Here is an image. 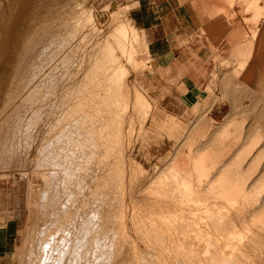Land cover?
<instances>
[{"label": "bare ground", "instance_id": "obj_1", "mask_svg": "<svg viewBox=\"0 0 264 264\" xmlns=\"http://www.w3.org/2000/svg\"><path fill=\"white\" fill-rule=\"evenodd\" d=\"M123 1L122 0H0V64L1 63L3 64V66H2L3 68L1 67L2 72H5V73L7 72V74L10 73V75H11L10 79L12 80V81H10L11 85L14 84V86H15V84H17V83L19 84L20 81L19 80L15 81V78L20 77L21 73L25 72L24 70L27 68L28 64L30 66V63L32 62V60H34L33 58L36 59L37 56L43 55V54L36 55L35 57L32 58L31 61L29 60V58L32 56V54L37 53L40 50L36 46L39 44V42L36 41V38L37 37L39 38V35L41 34V33L39 34L40 31L44 32L48 29H52L53 32L52 31L51 32L55 34V36H56L55 38L57 39L58 44L60 42H62V44L60 43L61 46L63 45V41H65V42L68 41L70 43L71 41H73V38H71L72 40L70 39V41H69V37L75 36V38H77L76 35L78 34L77 36H78L79 41H78V48L77 49L81 51V53L79 54L80 59H79V57H77L78 54H76L77 55L76 57L79 59L78 62L81 66V69L78 68L79 69L78 70L76 68V66H75V68L77 71H79L78 73H80V72L82 73V78H81V80L79 79L80 80L79 88L76 86L77 84L75 85L76 89L70 88L71 92H72V90H76V91H78V93H76V91L75 92L73 91L76 95L72 96L70 98V97H68L67 93H69V96H70L71 92L70 91L68 92L65 90L66 95L63 96V98H65V96H67L68 100H70V101H68V100L66 101L65 99L63 100V101H65V104H68V105H70L69 107H71V108H68L70 110L65 111L66 113L68 111H70L69 116H71V118H72V119L70 118L71 122L69 120L67 121V124L69 122L72 124V121L74 120L77 122V123L75 122V124L73 123L74 127L76 124H77V126L74 128V127H71V124H70V127L73 130L69 131L71 133H70V135L69 134L67 135V138L69 137L70 139H72V141L70 139H67L70 141L64 142L66 140L64 138L57 139L56 138L57 136L55 133L54 134L55 137H53V138L54 139L56 138L57 139L56 141H58L59 143H57V142H54V143H56V145H60V146H58L59 148L57 149V146H56L55 148L57 150H55V148H54L55 151L52 150L50 152V154L44 155V156L48 157L47 158L48 160L47 159L43 160V158H42L43 156L41 157V159L43 160L44 163L46 161V164L44 165V163L43 164L40 163L39 165L42 164V165H44L45 168L46 167L49 168L51 166V169L50 170L48 169V171L46 169H43V170L41 169L43 172L42 177H43L44 182H45L44 185L47 189L43 185V188L45 189V191L43 190L44 195L42 194L43 196H41V197L38 195L40 199H38V197H36L38 200L36 199L37 201L34 200V202H33L34 204L32 203L33 207H32V212H31L30 218L33 221V224H32L31 231L28 233L29 237L27 240L28 241L27 242V248L25 251L26 256H25V258L23 256V258H24V260H22L23 264H115V262H117V259L119 258L118 254H120V252L118 253V249H120L121 251H124L122 249L125 248L124 247L125 243L123 244L122 242H120V240H121L120 238L123 237V235L120 237V233L117 232V229L110 227V225H109L110 213H108V212L106 213L101 208V201H102V198L104 196L105 187L107 186V181H108V180L106 181V178H107L106 176H108L107 174L110 172L108 169H106V166H104V164L106 162L104 161V155L105 154L103 153V147L105 146L107 150H113L116 147L115 145L114 146L113 145L111 146L110 144L108 146L106 145V141H108V143H109L110 139L113 138V136L111 138L107 137L108 140H106L105 136L107 133L103 132V130L101 129V128H103L102 127L103 124H101L102 123L101 118L106 116L108 119V116H109L110 121L112 119H113L112 122L113 121L114 122L119 121L120 127L118 130V134L116 133V135L121 134L122 131L124 132V130H125L124 127L126 125L125 124L126 119L128 118L127 114L131 113L130 110L132 107L135 108L136 106H140V108L138 107L136 110H139L140 113H143L142 116H145V118H146V115H147L146 111H148V110L147 109L145 110V108H143V107L148 105V102H149V101H147L148 98L146 99V97L142 93L143 91L141 92V90H139L137 85H135L133 82H129V80L127 79V76L130 75V74L127 75V73L130 71L127 65L128 64H136L141 59L143 60V54L141 53L140 45H143V46L145 45V47L148 48L147 50H149V46L146 42L145 29H144V27H142V26L140 27L137 25V21L132 14L131 4L125 3ZM177 2L179 4V6L181 7L182 11H184L187 14L188 18L191 20V22L194 25H195V21H196L195 15L199 16V19L201 22V29L203 31H205L206 33H208L210 36L215 38V36L217 34L218 38H219V37H222L225 33V35L227 37L226 39H228V42H229L228 45L230 46L231 51H229V52H231L230 53L232 55L231 57L235 58V60L236 59L239 60V63L237 61V64L239 66L236 70L241 74V77L243 79V80H241V82H242L241 86L243 84V87L245 89V90L244 89L243 90L252 97V99L254 100L255 103L260 102V104H261V105H259V106H261V109L258 107L260 112H257L258 108L255 107L256 105L255 106H253L254 104L252 105L253 109L257 110L256 111L257 114L255 113V115H254L252 113L253 110L252 111H251V109L249 110L248 115L250 114V111H251V114H253V116L251 115V118L253 117L252 118L253 121H251V125H250L249 129H247L248 133L246 132V134H245L246 138L244 137V140H246L248 138L247 137L248 135L250 137L252 135L253 138L251 137L252 140L249 139L250 140L249 142H251V143H250L249 147H247V145L249 143L246 145L247 148L244 151V154L238 155V154H236V150H235V149H237L238 152L240 151V149H239L240 146L238 147V145L241 141V138L243 136H245V135L242 136V133L245 132L242 130V128L247 127L246 125L242 126L243 120L241 121L240 120L241 117L240 118L238 117L239 119H236L237 124L239 122L238 120H240L242 123H240V122L239 123L242 125H240V124L236 125L233 122L236 127L241 126L240 131H239V129H240L239 127H237V129H236V131H239V134L234 130L238 135V136L236 135L237 137L234 138L235 141L232 142V144L230 142V145L226 144L228 142L227 141L225 143L226 146H224L225 144L223 145L224 141L218 142V143H220L221 146L219 148L217 147L216 154L214 153L215 155L213 156V161L212 162H211V160L208 161V162H211V166H210L211 170L205 171V173H204L205 176L203 178L197 180L198 186H197L196 190L199 189V190H197L199 192H201L203 190H207L206 192L211 191L215 204H220L221 199L225 200L222 203L226 202V204H227V201H229V200H230V202L237 203L242 198L243 200H245L244 206L248 205V207L244 208L242 211V221H243V227H244L245 234L242 236L241 239L237 240L236 237L232 236L231 231L232 230L235 231V230L239 229V225L234 223L233 221H231V222H233L231 224V226H223L222 224L221 225L219 224V225H215L212 227L213 231L215 232L213 238L215 237L217 239L216 241H218L219 239L220 240L223 239V242H222V240L218 241L220 244L215 243V245H217V246L219 245V247L223 248V249L221 251L214 252V254L218 255L216 258H208V260H206V261H208V262L212 261V263H213V262H218L220 260V262L222 261V264H264V158H263L264 157V140H260L259 138L256 137L260 131L264 132V130H262L264 128L262 127V129H261V126H260L259 127L261 129L260 130L258 127L255 126V125H257L256 121L262 122V125L264 123V0H177ZM97 13H107L108 14L109 19H108L107 23L105 22L106 23V24H104L105 26H102L98 23ZM48 32L50 33V31H48ZM51 34H50V36H51ZM43 37L45 38V36H43ZM75 38H74V41H75ZM35 41L38 44H35L36 43ZM44 42L45 43L47 42L46 38H45V41L43 39L42 43H44ZM68 42H67V44L65 43V45H68ZM71 43L73 44V42H71ZM51 44L53 45V42L50 43L49 46ZM88 44H90L92 46V49L88 46L89 47L88 50L89 49L93 50L92 51V52H94L93 54L91 51L89 52L86 50L85 47ZM65 45H63L64 48L66 47ZM44 46L46 47V45H44ZM44 46L41 45V47H44ZM61 46H60V48H61ZM56 47H57V45H56ZM64 48L61 50L63 51ZM70 48H73V47H70ZM43 50H46V49L43 48ZM67 51L69 53H71L69 51V49ZM67 51L65 50V53ZM40 52L45 53L44 51L43 52L40 51ZM50 52H48V53L50 54ZM75 52H78V51H75ZM73 53L74 52H72V54ZM45 54H47V51ZM61 55H63V54H61ZM39 58H41V57L39 56L38 59ZM50 58H51V55H50ZM45 59H47V58L45 57L44 60ZM49 59H47V60H49ZM27 61H30V63H27ZM51 61H52V58H51ZM36 62H37V59H36ZM36 62H34V64ZM52 62H54V61H52ZM62 62H63V60H62ZM65 63L67 64V61ZM37 64H38V62H37ZM79 64H77V65L79 66ZM49 65H51V64H49ZM32 66H30L29 68L33 69L35 67L34 66L32 68ZM138 66H140V65H138ZM70 69H68V70L73 71L72 70L73 68L70 67ZM29 71H30V69H29ZM37 71L40 72L39 70H37ZM65 71H67V69H65ZM74 71H73V74L76 77V75L78 73L75 75ZM55 72H57V71H55ZM234 72H235V70H234ZM71 74H72V72H71ZM27 75H28V72H27ZM29 75L31 77L34 74L31 73ZM24 76H25V74H24ZM39 76H40V74H39ZM46 76L47 75L45 74L44 77H46ZM70 76L68 75V77H70ZM27 78H28V76H27ZM77 78H79V77L77 76L76 79L73 77V79L76 81H77ZM69 79H71V78H69ZM71 81L72 80H70V81L68 80L67 82L69 83ZM232 81H233V79H232ZM234 82H235V80H234ZM57 83H59V82L57 81ZM75 83L76 82H74L73 84H75ZM132 83H133V85H132ZM236 83H238L237 80H236ZM20 84H19V86H20ZM53 84L55 85V83H53ZM68 85H70V84H68ZM72 85H70V87H73ZM35 86H33V87L37 88ZM236 86L238 88V86H240V85L237 84ZM38 87H39V85H38ZM66 87H67L66 89H68V86H66ZM233 87H234V85H233ZM10 89H12V88H10ZM25 89H27V87ZM233 89H235V88H233ZM34 90H36V89H34ZM34 90H30L29 92L34 91ZM58 90L59 89H57V91ZM238 90H239V88H238ZM38 91H39V88H38ZM55 91H56V89H55ZM234 91L238 92L237 90H234ZM29 92L27 90L28 95L30 94ZM40 92H41V90H40ZM73 92L71 93L72 95H74ZM239 93L241 94L242 92L240 91ZM55 94H57V92ZM234 95H233L234 99L239 96L238 95L237 97H235L237 94L235 96ZM45 96H47V95H45ZM36 97H39V96H36ZM18 98H19V96H18ZM63 98H61V99H63ZM238 98H237V100H238ZM244 98H245V96H244ZM29 100H30V98H29ZM148 100H150V99H148ZM240 100L242 101V98ZM249 100H251V99H249ZM40 102H43V101H40ZM51 102H53V101H51ZM233 102H235V101H233ZM61 103H59V104H61ZM235 103H238V101ZM235 103L234 104L232 103V104L235 105ZM27 104H29V103H27ZM7 105H9V104H7ZM68 105H66V106H68ZM104 105L106 106V109L103 110L102 106H104ZM241 105H242V107L243 106L246 107V105H243V104H241ZM10 106H12V105L10 104ZM57 106H56V108H57ZM237 106H238V108H237ZM237 106H236V109L240 110V105L237 104ZM89 108H92L93 110H90ZM246 108H248V107H246ZM249 108H251V106ZM141 109L142 110L144 109L145 111L143 112ZM232 110L236 111L234 109H232ZM34 111H35V108H34ZM244 111H246V109ZM80 112H81V115H80ZM105 112L107 115L105 114ZM139 112H138V114H139ZM246 112H245V115L243 114V111H242V113L241 112L240 113L247 117ZM235 113L236 112H234V114ZM67 114H66V117H67V119H69ZM133 114H132V116H133ZM241 114H239V115H241ZM134 115L137 116L136 114H134ZM132 116H131V114L129 115V117H132ZM152 116H153V114H152ZM173 117H174V115H173ZM235 117L237 118V114L235 115ZM248 117L250 118V116H248ZM232 118H233V116H232ZM8 119L7 120L1 119V122L8 121ZM10 119H11V117H10ZM98 119L101 121V123L99 122ZM109 119L107 120V122L109 121ZM153 119H155V118H153ZM57 120H59V119H57ZM65 120H66V118H65ZM130 120H132V118H130ZM168 120H170V119H168ZM62 121H61V123H63ZM110 121H109V123H110ZM114 122H113V124H115ZM59 123H60V121H59ZM64 123H65V125L64 124L63 125L57 124V125L59 127H62V126L65 127L67 125L66 121ZM151 123H153V122H151ZM244 123H245V121H244ZM3 124L5 126L7 124V122H3ZM3 124L1 125V123H0V126L2 128H3ZM81 124L83 126H81ZM98 124L100 125L101 128L99 127ZM113 124H112V126H113ZM117 124H118V122H117ZM117 124L115 125L116 128H117ZM7 125L9 126V124H7ZM109 125L111 126V124H109ZM109 125H106V126H109ZM227 125H229V124H227ZM253 125L256 128H258L260 131L258 132V130L255 127L253 129V127H252ZM58 126H55V128L57 129ZM67 126L65 128H68ZM184 126H187V124L186 125L184 124ZM235 126L233 128H235ZM1 127H0V130H2ZM6 127H4V128L6 130H8V132H10L11 131L10 129H12V128L7 129ZM151 127H152V124H151ZM104 128H106V127H104ZM106 129H108V128H106ZM114 129H115V127H113L112 131H111V129L110 130L108 129L109 132L107 130L106 131L108 132V134H111ZM252 129L257 131V133H254L252 131ZM6 130H5V132H7ZM61 130H63V129L59 128L60 135L58 137H60V136L64 137V135L61 134V132H63L64 130L63 131H61ZM19 131H20V129H19ZM104 131H105V129H104ZM180 131H181V129H180ZM250 131L256 135L253 136V134L250 133ZM115 132H117V129L115 130ZM169 132H170V130H169ZM169 132H167V133L170 134ZM226 132H227V130H226ZM233 132H230V133L236 134L235 132L234 133ZM4 133H2V134H4ZM49 133H50V131H49ZM183 133H182V136H185V135H183ZM6 134L8 135V133H6ZM260 134H262V136L258 135V137L260 136V138H262L264 133L261 132ZM116 135H114V136H116ZM210 135L207 134V136H210ZM214 135H216V134H214ZM228 135H229V133H228ZM8 136L6 138V136L4 134V141H6L8 139ZM163 136H164V134H163ZM173 136H174V133H173ZM173 136L171 133L170 137L173 138ZM175 136H176V133H175ZM186 136L188 137V135H186ZM180 137L181 136H179V138ZM205 137H206V134H205ZM215 137L213 136V138H215ZM226 137H225V139H227ZM229 137H228V139H229ZM255 137L258 140L255 139ZM2 138H3V136L0 137V139H2ZM202 138H203V136H202ZM216 138H219V140H220V137H216ZM221 138H224V136L223 137L221 136ZM73 139L77 140V141H73ZM225 139H223V140H225ZM234 139H232V140H234ZM2 140H0V165L1 164L4 165V163L7 162L6 160L9 157V155L11 157V153L9 152L11 149H9V148H7V146H5V144H7V145L9 144L8 143L9 140H7L8 141L7 143H5L3 141L5 144L1 142ZM112 140L117 142V143L122 142L121 141L122 139H120L118 136H117V138H114ZM175 140H177L178 143L180 142L179 141L180 139H178V136H177V139H175ZM182 140H186V138L185 139L181 138V141ZM194 140H195V138H194ZM209 140H207L208 142L207 141H205V142L209 144V142H210ZM199 141H200V139H199ZM211 141H212V139H211ZM246 141H244V143H246ZM177 142H176V145H177ZM54 143H53V145H55ZM241 143H243V142H241ZM172 144H173V142H172ZM196 144L199 145V142ZM207 145L205 143L200 144L199 148L197 147L198 148L197 150L203 151L202 149H204V147H206ZM209 146H210V144H209ZM218 146H219V144H218ZM42 147H43V145H42ZM44 147H45V145H44ZM192 147H194V146H192ZM243 147H245V146H243ZM187 148H189V146ZM242 148H241V150H242ZM47 150H48V148H47ZM44 151H45V149H44ZM169 151L167 149L168 153H170ZM175 151L176 150H174V152ZM42 152H43V150H42ZM176 152H178V151H176ZM175 154H177V153H174V155ZM40 155H42V154H40ZM172 156H171V158H172ZM36 157H38V156H36ZM201 157H203V156H201ZM195 158H197V156ZM193 159H192V162H193ZM118 161L115 162L116 163L115 167L118 165H121L120 163H122V162H118ZM120 161H122V160L120 159ZM91 164L92 165L94 164V168H95L93 170V173L91 172L92 171L91 169L93 168V166L91 168ZM169 164H171V163H169ZM190 164H191V159L182 158L181 160H178L175 162V164H173V165H175L176 168L174 166H171V167H174L173 169L169 167L170 169L175 171V172L173 171L174 173H170L171 175L173 174V176H174V177L172 176V178H173L172 181L174 184L173 190H175V189L179 190L180 189V191H182L181 193H183V195L182 196L178 195V198L182 197V199H185V200H186V196L189 193L188 189H186L188 187V183H189V182H187V180L189 181V179L186 176H188V177H189V175L192 176V174H191L192 172L190 170V166H191ZM193 164H194L195 169L196 168L199 170L205 169V164L201 162V159L198 160L197 162L195 161V163H193ZM122 165H123V163H122ZM206 165H209V164H206ZM1 167H3V166H1ZM104 168H105V170H104ZM4 169H5V167H4ZM197 169H196V171H197ZM106 170L109 171V172H107V174L105 173ZM196 171H195V173H196ZM111 174L109 173V175H111ZM182 174H184V175H182ZM187 174H189V175H187ZM121 175L122 174H120V176ZM123 175H124V173H123ZM120 176H119L120 180L118 179V182L123 185L122 182H123V179L125 177L123 176L120 178ZM163 176H165V175H163ZM168 176L169 175H167V177ZM190 178H192V177H190ZM195 178H197V177H195ZM121 179H122V182H121ZM105 181H106V185H105ZM160 181H162V180H160ZM186 182H187V184H186ZM181 183H182V185L185 183V185H187V187H185V185H184L183 189L180 188L182 186V185L180 186ZM161 184H163V183L161 182ZM191 184L193 185V182ZM191 184L189 183L190 186H191ZM119 187H121L120 184H119ZM195 187H196V185L193 186V188H195ZM113 189H115V188L113 187ZM119 189L122 190L123 188L122 189L119 188ZM184 189H186L188 192L186 196L184 195L186 193L185 192L186 190H184ZM110 190H112V189H110ZM110 190H109V192H110ZM178 190H177V192H179ZM124 192L125 191H123L122 194H124ZM111 194L114 195V191ZM183 196H185V198ZM121 197H122V195H121ZM158 197L160 198L161 196L158 195L156 198H158ZM171 197H172V195L171 196L165 195L163 198H160V199L158 198V199L160 201L161 199H164V198H170L171 199ZM187 197L189 198V196H187ZM117 198H118V196H117ZM122 198H124V196ZM188 198H187L186 202L189 201ZM173 199H175V201ZM180 199L181 198H179L178 200H180ZM153 200H155V198ZM171 200H172L171 204L173 205V208L170 207V205H171L170 203H167L164 200H163L164 201L163 203H161L162 200H161V202H158L157 200H155L157 202H154L150 208H148V207L145 208L143 205L138 204L139 208L144 207V209H146V211H144V210L141 211L140 209H138V211L140 210V212H139V214L136 213L137 216L135 215L134 212L133 213L130 212L131 215L133 214V217H132L133 219L131 222L130 221L129 222L132 224L137 223L139 226V229L142 231H145V233L149 232V230H154V231L159 230V228H157L158 226H160L158 224V222L169 223L170 225L174 226V225H176V223L183 224L184 221H187L185 224H187L188 222H189V224L191 222H193L195 224L201 223L199 225V226H201V228L203 227L202 224H204L206 228H209L207 225V219H205V218H201V219L197 218L196 220L198 221V223L196 220L194 221L195 218L192 219V217H189L191 220L190 219L187 220L189 214L193 213L195 215H198L201 213V211H199L197 209L196 210L194 209L193 211H187V209L183 210V208L181 206H185V205H182L184 202H182L181 200L178 201L176 195L174 197H172ZM242 201H240L241 204H242ZM189 202H191V201H189ZM189 202L187 203L188 205H189ZM36 205H38V206H36ZM129 205L130 204H127V207ZM191 205H192V203H191ZM125 206H126V204H125ZM135 207H137V206H135ZM135 207L132 206L131 209L134 211ZM188 207H189L188 208V210H189L192 206H188ZM127 212H129V209L127 210ZM185 213L188 215L186 216ZM193 214H192V216H193ZM181 215H184V217ZM185 216H186V219H184ZM260 216H262V217H260ZM249 219H250L249 222H251V220H254L252 222V224L254 222H256V224L254 223L256 228H253L254 227L253 225L250 226L247 224ZM257 222H259L258 227H257ZM157 224H158V226H157ZM199 226H198V229H201ZM160 228H161V230L167 229V227L164 228L163 226H160ZM224 229H227L229 232L224 234V235L219 234ZM222 236H224L225 238H223ZM230 236H231V238H230ZM147 237H148V235H147ZM187 238H188V236H187ZM26 239H27V237H26ZM183 240H186V239H183ZM182 242H184V241H182ZM191 243L185 242L186 245L190 244V246L192 245ZM207 243H206V245H207ZM178 245L180 247L181 244H178ZM182 245H183V243H182ZM187 246H184V247L186 248ZM208 246H209V243H208ZM211 246H212V244H211ZM24 250H25V246H24ZM208 251H206V253ZM210 252H211V250H210ZM206 253H205V255H206ZM239 253L242 254L241 259L236 257V255ZM162 254H163V252H162ZM162 254H160V251H159V253L157 251L154 253L152 252V253H148V254H145V253H143L142 255L140 254L138 256H141V257H139V259L137 258V261L135 264H182L183 261L185 260V258H184V260L176 259L174 261V259H173V261H171L172 260L171 259L169 261L166 257L164 258V255H162ZM116 255H118V258ZM170 256H171V254H170ZM202 259H204V258H202ZM209 259H211V261H209ZM200 261H202L201 258L199 259V262ZM188 262H190V261H188ZM220 262H218V263H220ZM184 263H186V262H184ZM209 264H211V263H209Z\"/></svg>", "mask_w": 264, "mask_h": 264}, {"label": "rangeland", "instance_id": "obj_2", "mask_svg": "<svg viewBox=\"0 0 264 264\" xmlns=\"http://www.w3.org/2000/svg\"><path fill=\"white\" fill-rule=\"evenodd\" d=\"M123 2L131 4L132 14L137 21V25L140 27L145 24L143 22V20H140V18L142 16L145 17L148 13L151 15H152V13H154V15H155L154 24L158 25L157 30H156V34L160 38L164 39L165 44H166L164 49L162 50V54L165 53L167 55V60H169L171 58L172 59L175 58L174 61H176V59H177L181 63H183L182 64L183 66L180 68V70L182 72L181 75L185 74V72H186L187 77L182 76L183 79L179 78L180 80L179 79L171 80L169 78L168 74H165L164 72L161 71L162 70L161 67H162L164 62L157 58L158 54H156L153 50H151V52L149 50H147L148 48L145 47V45L144 46L140 45L141 53L143 54V60L141 59L136 64H128L127 65L129 70H130L129 72L127 71L128 72L127 75L130 74L129 76H127V79L129 80V82H133L135 85H137L139 90H141V92L143 91L142 93L146 97V99L147 98L150 99V100L147 99V101H149L148 105L149 104L150 105L143 107V108H145V110L146 109L148 110V111H146V114H147L146 118H145V116H142L143 113H140L139 110H136L138 107L140 108V106H136L135 108L132 107L134 110L131 108V110H130L131 116L134 112H135L134 114H136L137 116H135L133 114L132 117H129L130 114H127L129 119L128 118L126 119V123H125L126 125L124 127L125 130H124V132L122 131V133H121L122 135L121 134L116 135V133L118 134V130L120 127L119 121H117L118 124H117V122L113 121L115 123V124H113V122H112L113 119L110 121L109 116H108V119H109L110 123H109V121L107 122L108 119L106 116L101 118L102 123L98 119L99 122L101 124H103L102 125L103 128H101L100 125L98 124L99 127L103 130V132L107 133L105 136L106 140H108V138H111L113 136V138L110 139L111 142L109 141V143H108V141H106V145L108 146L110 144L111 146L112 145L116 146L115 147L116 149L114 148L113 150H107L105 146L103 147V153L105 154L104 155V161L106 162L104 164V166H106V169H108L110 171L109 172L108 170H106L105 173L107 174V172H109L110 174L111 173L112 174L109 175V173H108L107 174L108 176H106L107 177L106 181L107 180L108 181H107V186L105 187L104 196H103L102 201H101V208L106 213L107 212L110 213V220H109L110 227L116 228L117 232L120 233V237L123 235V237L120 238L121 239L120 242H122L123 244L125 243V246H124L125 248L122 249L124 251H121L120 249H118V253L120 252V254H118L119 258H118V255H116V256L119 260L116 258L117 262H115V264L116 263L117 264H131V263L135 264L137 261V258L139 259V257H141L138 255H140V254L142 255L143 253H145V254L152 253V252L154 253L157 251H158V253L160 251V254H162V252H163L162 255H164V258L166 257L169 261L171 259H172L171 261H173V259H174V261L176 259L184 260V258H185V260L183 261L182 264H189V263L190 264H209V263H211V264H222V261L220 262V260L218 261L220 263H218V262L212 263L211 259H209V261H211V262L206 261V260H208V258H216L218 255L214 254V252L221 251L223 249V248H220L219 245L218 246L215 245V243H217V244L219 243L218 241L222 240V242H223V239H221V240L219 239L218 241H216L217 239L215 237L213 238L215 232L213 231L212 227L215 225H219V224L220 225L222 224L223 226H231V224L234 222V223L239 225V229L235 230V231L232 230L231 231L232 236L236 237L237 240L241 239L242 236L245 234L244 227H243V221H242V211L244 208L248 207V205L244 206L245 200H243L242 198L237 203L230 202V200H229V201H227V204H226V202L222 203L225 200L221 199L220 204H215L211 191L206 192L207 190H203V191L199 192V191H197L199 189L196 190V188L198 186L197 180H199L205 176L204 175L205 171L211 170L210 166H211V162L213 161V156L216 154L217 147L219 148L221 146L220 143H218V142L224 141L223 142V145H224L228 141L226 144L230 145V142L232 144V142L235 141L234 138H236L238 136L237 133L239 134V131L241 130V126L240 127L237 126L240 129H239V131H236L237 127L235 126V124L238 125V124L242 123L241 121L243 120V123H242L243 125L242 124H240V125H242V126L246 125L247 127L245 126L246 128H244V127H243L244 129L242 128V130L245 131L242 133V136L245 135L246 132L248 133L247 129H249V127L251 125V121H253L252 120L253 117L251 118V115L253 116V114L255 115V113L257 114V112H260L259 108L261 109V106H259V105H261V104H260V102H257V101H256L257 103H255L254 100L252 99V97L244 91L245 89L243 87V84L241 86V83H242L241 80H243V79L241 77V74L236 70L239 66L237 64V61L239 63V60L238 59L235 60V58L231 57L232 56L230 54L231 52H229L231 50H230V46L228 45L229 42H228V39H226L227 37H226L225 33L222 37H219V38H218L217 34H216L215 38L210 36L208 33H206L205 31H203L201 29V22H200L199 16L195 15V20L197 22L195 21V25H194L191 22V20L188 18L187 14L184 11H182L177 0H124ZM152 6H153V8H152ZM106 14L107 13H97L98 23L102 26H105L104 24H106L108 19H109L108 14L107 15ZM152 20L154 21V19H152ZM46 31L47 32L50 31V33L49 32L47 33ZM46 31H44V32L40 31L39 32V34L41 33L42 35L40 34L39 38L38 37L36 38V41L39 42V44L40 43L41 44L39 45L36 41H35L36 42L35 44L39 45V46L38 45H36V46L40 50H39V52L32 54V56L30 57L31 59L29 58V60L31 61L32 58L35 57L36 55L43 54V55H39L42 59L41 58L38 59L39 56L36 57L38 64H37L35 58H33L34 60H32L33 63L32 62L30 63V61H27V63H30V66L33 65L32 68L35 66L37 69L35 67L33 69L29 68L30 66L28 64L27 68L24 70L25 72L21 73V76L19 75L20 77L15 78V81L19 80L20 81L19 84L21 83L24 87L21 84H20V86H21L20 87L18 83L15 84V86H14V84L11 85L10 81H12V80L10 79L11 78L10 73L7 74V72L6 73L2 72L1 67L3 66V64L2 63L0 64V114H1L0 115V123H1V125L3 124V122H7V124H9V126L7 124L4 126V124H5L4 123L3 128L0 126L2 129V130H0V137L3 136V138H2L3 140L2 139H0V140H2L1 141L2 143H4V142L7 143L8 142L7 140H9V142H8L10 144V145L8 144L9 146L5 143L4 144H5V146H7V148L12 150V151L11 150L9 151L11 153V157L9 155L10 158L9 157L7 158V160H6L7 162H5L6 164L4 163V165H2V164L0 165V167L3 166L0 168V184L5 186L4 187L5 190H7V188L12 187L15 190H19L21 193V196H20L21 205H20V210H19V226H18V230H17L16 235H15L14 244H13V247L11 249V253L8 255L9 257H8L7 261L5 263H0V264H23L22 260H24V258L26 256L25 251L27 248V242H28L27 240L29 237L28 233L31 231L32 224H33V221L30 218V215L32 212V207H33L32 203L34 202V200L37 199L36 197H38V199H40L39 196L41 197L44 195L45 189L43 188V185L45 184V182H44V179L42 177V173H43L42 170L46 169L48 171V169L49 170L51 169V166L49 168L44 167V165L46 164V161L44 163L43 160H46L48 158L44 155L50 154V152L52 150H54V148L56 146H57V149L59 148L58 146H60V145H56V143H54V142L59 143L58 141H56L57 139L64 138V139H66L64 142H66V141L68 142L70 140L72 141V139H70L69 137L67 138V135L68 134L70 135L71 132H69V131L73 130V129H71V127H74V124L76 122L73 120L74 122L72 121V124L70 123L71 122L70 120L72 119L71 116H69L70 111L67 112L68 114L65 111L70 110L68 108H71V107H69L70 105L65 104V101H63V100L65 99L67 101L68 97L71 98L72 96L76 95L74 93L76 90H72V92L74 91L73 92L74 95H72L71 89H74L76 86L79 88V82L82 78V73L81 72L78 73L79 71L76 70V68L81 69V66L78 62L80 59L79 54L81 53V51L77 49L78 48V41H79L78 36H77L78 34L76 35L77 38H75V36L69 37V41L71 38H73V41H71V42H73V44L70 42L73 46L67 41L68 45L70 47H73V48H70L68 45H65V43L67 44V42L63 41V45L66 46L64 48L63 45L61 46L62 42H60L61 44L60 43L58 44V41L55 38L56 37L55 34L52 33L53 32L52 29H48ZM50 34H51V36H50ZM43 36H45V38H46V41H47L46 43L45 42L42 43L43 39L45 41V38ZM49 37L50 38L52 37V38L50 39ZM74 38H75V41L77 43L74 41ZM52 42H53V45L54 44L55 45L53 46L51 44L50 45L51 47H50L49 44ZM43 44L46 45V47ZM41 45L44 47H41ZM56 45H57V47H56ZM60 46H61V48H60ZM88 46L92 49V46L90 44H88L85 47L86 50L89 52L90 51L92 52L93 50H91V49L88 50V48H89ZM43 48L46 50H43ZM63 48H64V50L62 51L61 49H63ZM67 48L69 49V51L72 49L70 51L71 53H69L67 51L68 50ZM65 50L67 51L66 53H65ZM40 51H42V52L44 51L45 53L47 51V54L41 53ZM58 51L59 52L61 51V52L59 53ZM75 51H78V52H75ZM48 52H50V54ZM72 52H74V53L72 54ZM93 53L94 52H92V54ZM61 54H63V55H61ZM76 54H78V56ZM50 55H51L52 61H54V62L51 61ZM44 56L47 59H49V58L50 59L44 60V58H45ZM76 56L79 57V59ZM62 60H63V62H62ZM66 61H67V64L65 63ZM34 62H36V63L34 64ZM49 64H51V65H49ZM77 64H79V66ZM138 65H140V66H138ZM177 65L179 66V64H177ZM75 66H76V68H75ZM70 67L73 68L72 69L73 71L75 70L74 71L75 75L78 73L76 75V77L77 76L79 77V78H77V81L73 79V77L75 79H76V77L74 76L73 71H70L71 70ZM29 69H30V71H29ZM65 69H67V71H65ZM68 69H70V70H68ZM37 70H39L40 72H38ZM234 70H235V72H234ZM55 71H57V72H55ZM27 72H28V75H27ZM71 72L73 75L71 74ZM175 72H176V75L178 74V76H180L179 70L175 71ZM31 73L34 75H32L30 77L29 74H31ZM24 74H25V76H24ZM39 74H40V76H39ZM45 74L47 75L46 77H44ZM170 74H172V73H170ZM68 75L69 76L71 75V76L68 77ZM27 76H28V78H27ZM69 78H71V79H69ZM232 79H233V81H232ZM68 80L69 81L72 80V81L68 83L67 82ZM184 80L187 81V84H188L187 86L184 85ZM234 80H235V82H234ZM236 80L238 83H236ZM57 81L59 83H57ZM74 82H76V83L73 84ZM53 83H55V85ZM67 83L70 85L73 84L72 85L73 87H70V85H68ZM133 83H132V85H133ZM237 84H239L241 86V87L238 86L239 90L242 92L241 94L239 93L240 91L238 90V88L236 86ZM38 85H39V87H38ZM233 85H234V87H233ZM33 86H35L37 88H34ZM66 86H68V89H66L67 88ZM26 87H27V89H25ZM10 88H12V89H10ZM38 88H39V91H38ZM233 88H235V89H233ZM34 89H36V90H34ZM55 89H56V91H55ZM57 89H59V90L57 91ZM27 90H28V92L30 90H34V91H31L32 93L29 92L30 94L28 95ZM40 90H41V92H40ZM65 90L68 92L70 91L71 93H70V96H69V93H67L68 97L65 96V98H63V96L66 95ZM234 90H237L238 92H235ZM56 92H57V94H55ZM76 93H78V91H76ZM60 94L61 95L63 94V95L61 96ZM234 94L235 95L237 94V95L235 96ZM17 95L19 96V98ZM45 95H47V96H45ZM233 95L235 97H237L239 95L240 97L238 96L239 98L237 97L238 98V100H237V98L234 99ZM36 96H39V97H36ZM244 96L246 99L244 98ZM29 98H30V100H29ZM61 98H63V99H61ZM241 98H242V101L240 100ZM249 99H251V100H249ZM40 101H43V102H40ZM51 101H53V102H51ZM60 101L61 102L63 101V102L61 103ZM68 101H70V100H68ZM233 101H235V102L238 101V103H235ZM27 103H29V104H27ZM59 103H61L62 105ZM232 103L233 104L235 103V105H233ZM7 104H9V105H7ZM10 104L12 106H10ZM237 104L240 105L241 111L239 109H236ZM241 104L246 105V107H248V108H246L245 106L242 107ZM66 105H68V106H66ZM252 105L253 106L256 105L255 107H257V108L259 107L258 111L254 110ZM56 106H57V108H56ZM250 106H251V108H249ZM102 107H103V110L106 109L105 105ZM34 108H35V111H34ZM237 108H238V106H237ZM89 109L93 110L92 108H89ZM232 109H234L236 111H233ZM243 109L244 110L246 109L247 112L244 111ZM250 109H251V111L253 110L252 111L253 114H251V111H250V114L248 115ZM145 110L143 109L142 111L144 112ZM242 111H243L244 115L246 112L247 117L244 116L243 114H241ZM138 112H139V114H138ZM234 112H236V113L234 114ZM66 114H67L69 119H67ZM105 114H106V112H105ZM152 114L154 117L152 116ZM236 114H237V118L235 117ZM239 114H241V115H239ZM80 115H81V112H80ZM173 115H174V117H173ZM231 115L233 116L234 119L232 118ZM248 116H250V118ZM10 117H11V119H10ZM238 117L239 118L241 117L240 118L241 121L238 120L240 123L238 122V124H237L236 119H239ZM65 118H66V120H65ZM130 118H132V120H130ZM153 118H155V119H153ZM167 118L170 120H168ZM1 119H3V120L8 119V121L1 122ZM57 119H59V120H57ZM68 120L70 121L68 123L69 125L67 124ZM59 121H60V123H59ZM61 121L63 123H61ZM65 121H66V124L68 125V126L66 125L68 128H65L66 126L65 127L64 126H62V127L58 126V125H63V124L65 125V123H64ZM244 121H245V123H244ZM151 122H153V123H151ZM257 122L258 121H256V124H257V125H255L256 127L259 128L261 126V129H262V127L264 128V123L262 125V122H258V123ZM70 124H71V127H70ZM82 124H81V126H83ZM109 124H111V126ZM112 124H113V126H112ZM116 124H117V128L115 126ZM151 124H152V127H151ZM184 124L185 125L187 124V126H184ZM227 124H229V125H227ZM106 125H109L110 127L106 126ZM55 126H58L59 128L64 130V131L61 130V131H63V132H61V134L64 135V137L63 136L58 137L60 135L59 128L57 127V129H58L57 130L55 128ZM76 126H77V124L75 125V127ZM234 126H235V128H233ZM255 126L254 125L252 126L253 129ZM4 127H6L7 129H10V128H12V129H10L11 131L8 132V130H6ZM104 127L108 128L109 130L111 129V131H112L113 127H115V129L111 133L112 135L108 134L109 130L104 128ZM258 128H256V129L259 132L261 129L259 128L260 129L259 130ZM19 129H20V131H19ZM104 129H105V131H104ZM116 129H117V132H115ZM180 129H181V131H180ZM253 129H252V131L254 133H257V131H255ZM5 130L7 132H5ZM169 130H170V132H169ZM226 130H227V132H226ZM262 130H264V129H262ZM49 131H50V133H49ZM233 131L236 134L230 133ZM167 132H169L170 134H168ZM261 132L264 133L263 131H260L256 137L259 138L260 140H264V135L262 138H260V136L258 137V135L262 136V134H260ZM2 133L5 134L6 138L9 135L8 139L7 140L5 139L6 141H4V134H2ZM6 133H8V135ZM55 133H56L57 139L53 138V137H55V135H54ZM171 133H172V136L174 133L173 138L170 137ZM175 133H176V136H175ZM182 133L185 136H182ZM209 133L211 135L212 134L213 135L211 136ZM228 133H229V135H228ZM250 133H252V132L250 131ZM163 134H164V136H163ZM205 134H206V137H205ZM207 134L210 136H207ZM214 134H216V135H214ZM114 135H116V136H114ZM186 135H188V137ZM254 135H256V134H253V136ZM117 136L120 139H122L121 140L122 142L117 143V142L112 140L114 138H117ZM177 136H178V139H180L179 141L181 143L180 142L178 143L177 140H175V139H177ZM179 136H181V137L179 138ZM202 136H203V138H202ZM213 136L214 137L215 136L220 137V140H219V138H216V137L213 138ZM221 136L222 137L224 136V138H221ZM225 137L227 139H225ZM228 137H229V139H228ZM244 137L246 138V135L241 138V141L238 145V147L240 146L239 147L240 153L238 152L237 149H235L236 154H238V155L244 154V151L246 150L247 147H249V145L251 143V142H249L250 141L249 139L252 140V138H253L252 135H251L252 138L248 135L247 136L248 140L246 139L247 140L246 141V140H244ZM256 137H255V139H257ZM181 138L182 139L186 138V140H182L183 141L182 142ZM194 138H195V140H194ZM67 139H70V140H67ZM199 139L201 142L199 141ZM211 139L213 142L211 141ZM223 139H225V140H223ZM232 139H234V140H232ZM207 140L210 141L209 142L210 146L208 143L205 142ZM73 141H77V140L73 139ZM244 141H246V143H244ZM172 142H173V144H172ZM176 142H177V145H176ZM198 142H199V145L204 144V143L206 145L207 144L208 145L206 147H204V149H202L203 151H198L197 149L199 148V145L196 144ZM241 142H243L245 145ZM53 143L55 145H53ZM218 144H219V146H218ZM226 144L224 146H226ZM42 145H43V147H42ZM44 145H45V147H44ZM246 145H247V147H246ZM188 146H189V148H187ZM192 146H194V147H192ZM243 146H245V147H243ZM47 148H48V150H47ZM241 148H242V150H241ZM44 149H45V151H44ZM57 149L55 148V150H57ZM167 149H168V151L170 150L169 151L170 153L167 152ZM42 150H43V152H42ZM174 150H176L178 152H176V151L174 152ZM39 153L42 155H40ZM174 153H177V154L174 155ZM36 156H38V157H36ZM171 156H172V158H171ZM196 156H197V158H195ZM201 156H203V157H201ZM41 157L43 158V160L41 159ZM182 158L191 159L190 165L192 167L190 166V170L192 172L191 173L192 176L187 174V175H189V177L188 176H186V177L189 179V181L187 180V182H189L190 184L193 182V185L191 184V186H192L191 187L188 183V187H187V185H185V183L183 185H182V183L180 184V186L182 185L180 187L182 189H183L184 185H185V187H187L186 189H188V192L190 194L187 192L186 189H184V190H186L185 191L186 193L184 192L185 193L184 195L186 196L188 193L187 196H189V198L186 196V200L188 198L189 201H191V202L188 201L189 202V205H188L187 204L188 202H186L185 199H182V197H179L182 199V200L181 199L180 200L182 202H184L182 205H185V206H181V207L183 208V210L187 209V211H193L194 209L201 211V213L198 215H195L193 213L188 215L185 213L186 216L188 215L187 220L190 219L189 217H192V219L195 218L194 221L197 218H200V219L205 218V219H207V225L209 228H206L204 224H202L203 227L201 228V226H199L201 223H198L197 220L196 221L198 224H195L193 222H191L190 224H189V222L187 224H185L187 221H184L183 224L176 223V225H174V226L170 225L169 223L158 222V224L160 226H163L164 228L167 227V229L161 230L160 226H158V224H157V226H158L157 228H159V230H157V231L149 230V232L145 233V231H142L139 229V226L137 223H134V224L130 223L133 219L132 218L133 214L131 215L130 212H132V213L134 212L135 215L137 216V214H139L140 210L146 211V209H144V207L150 208L154 202H157V201L161 202V200H162L161 203L166 201L167 203L171 204L172 197H174L176 195L177 200H178L179 199L178 195L179 196L183 195V193H181L182 191H180V189L179 190L177 189L180 193L177 192L176 189L173 190V185H174L173 181H172L173 180V178H172L173 174L172 175L170 174V173L175 172L174 170H172L175 167V165H173V164H175L176 161L181 160ZM199 158L201 159V162L205 164V169L199 170L196 168L198 171L197 172L193 163H195V161L197 162L198 160H200ZM120 159L122 161H120ZM192 159H193V162H192ZM210 160H211V162H208ZM117 161L122 162L123 165H122V163H120L121 165H118L115 167V164H116L115 162H117ZM40 163H42V164L44 163V165L41 164L42 165L41 166V165H39ZM169 163H171V164H169ZM206 164H209V165H206ZM92 166H93V168H92ZM171 166H174V167H171ZM4 167H5V169H4ZM169 167L172 169H170ZM91 168H92L91 169L92 171L91 170L90 171L93 173V170L95 169L94 164L93 165L91 164ZM104 170H105V168H104ZM195 171H196V173H195ZM123 173H124V175H123ZM120 174H122V175L120 176ZM163 175H165V176H163ZM167 175H169V176L167 177ZM182 175H184V174H182ZM119 176H120V178L123 176L125 177L123 179V182L121 179V182L123 183V185L125 187L121 183L118 182ZM190 177H192V178H190ZM195 177H197V178H195ZM164 179L165 180L167 179V180L165 181ZM160 180H162V181H160ZM106 181H105V185H106ZM161 182L164 185L161 184ZM187 182H186V184H187ZM119 184L121 185V187H119ZM195 185H196V187L193 188V186H195ZM44 187H45V185H44ZM113 187L115 189H113ZM0 188H1V186H0ZM119 188H121V189L123 188L122 190L125 191L124 194H122L123 191L120 190ZM110 189H112V190H110ZM109 190H110V192H109ZM113 191H114V195L111 194V193H113ZM121 195H122V197L124 196V198H122ZM158 195L161 196L160 198H163L165 195H167V196L172 195V197H171V199L170 198H164V199H161L159 201L160 198L159 197H158L159 199L156 198ZM117 196H118V198H117ZM185 196H183V197L185 198ZM154 198L157 201L153 200ZM173 200L175 201V199H173ZM180 200H178V201H180ZM240 201H242L243 205L241 204ZM191 203H192V205H191ZM125 204H126V206H125ZM127 204H130V205L127 207ZM138 204H141L144 207L142 206L143 208H139ZM131 205L133 207L137 206V207H135L134 211L131 209V207H132ZM36 206H38V205H36ZM188 206H192L191 207L192 209L190 208L188 210V208H189ZM170 207L173 208V205L171 204ZM128 209H129V212H127ZM138 209H140V210L138 211ZM192 214H193V216H192ZM184 215H181V216L184 217ZM186 216L184 219H186ZM260 217H262V216H260ZM231 221H233V222H231ZM249 221H250V219L248 220L247 224L250 226L253 225L254 226L253 228H256L255 227L256 222H254L255 224L254 223L252 224V222L254 220H251V222H249ZM258 223L259 222H257V227L259 226ZM197 225L202 230L198 229ZM228 232L229 231L227 229H224L219 234L224 235ZM147 235H148V237H147ZM187 236H188V238H187ZM26 237H27V239H26ZM222 237L225 238L224 236H222ZM230 238H231V236H230ZM183 239H186V240H183ZM182 241H184V242H182ZM185 242H187V243L192 242L191 243L192 245L190 246V244H187L188 245L187 246L185 244ZM207 242L209 243L210 247L208 246ZM182 243L184 246H187V247L185 248L182 245ZM206 243H207V245H206ZM210 243L212 244V246ZM178 244H181L180 247ZM24 246H25V250H24ZM210 250H211V252H210ZM206 251H208V252L206 253ZM205 253H206V255H205ZM170 254H171V256H170ZM241 255L242 254L239 253L236 255V257L241 259ZM23 256H24V258H23ZM200 258L202 261L199 262ZM202 258H204L205 260ZM188 261H190V262H188ZM184 262H186V263H184Z\"/></svg>", "mask_w": 264, "mask_h": 264}, {"label": "crops", "instance_id": "obj_3", "mask_svg": "<svg viewBox=\"0 0 264 264\" xmlns=\"http://www.w3.org/2000/svg\"><path fill=\"white\" fill-rule=\"evenodd\" d=\"M152 19H154V21ZM140 20H143V22L145 23L144 25H142V27H144L146 32V42L149 46V51L151 52V50H153L156 54H158L157 58L164 62L161 67V71L165 74H168L171 80H176L179 78L183 79V77L185 76L187 77L186 72L185 74L181 75L182 72L180 68L183 66V63H181L177 59L176 61H174L175 58L167 60V55L165 53L162 54V50L164 49L166 44L165 40L160 38L156 34L158 25L154 24V13H152V15L148 13L145 17L142 16ZM177 64H179V66ZM178 70L180 72V76H178V74L176 75L175 71ZM184 85H188L187 81L185 80ZM0 186V263H5L9 257L8 255L11 253L15 235L19 226L21 193L19 190H15L12 187L5 190V186L1 184Z\"/></svg>", "mask_w": 264, "mask_h": 264}]
</instances>
